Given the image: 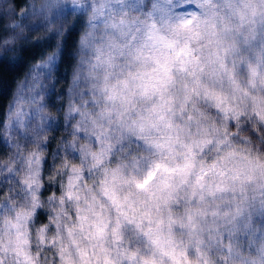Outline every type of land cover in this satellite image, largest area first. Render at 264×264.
<instances>
[{"label":"clouds","instance_id":"9594fccd","mask_svg":"<svg viewBox=\"0 0 264 264\" xmlns=\"http://www.w3.org/2000/svg\"><path fill=\"white\" fill-rule=\"evenodd\" d=\"M0 264H264V0H0Z\"/></svg>","mask_w":264,"mask_h":264}]
</instances>
